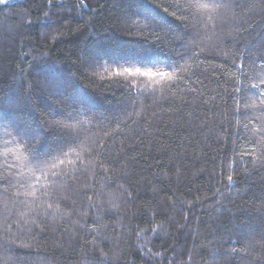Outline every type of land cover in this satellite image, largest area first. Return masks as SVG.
<instances>
[{
    "label": "trees",
    "instance_id": "16d2710c",
    "mask_svg": "<svg viewBox=\"0 0 264 264\" xmlns=\"http://www.w3.org/2000/svg\"><path fill=\"white\" fill-rule=\"evenodd\" d=\"M194 2L0 4V264H264V0Z\"/></svg>",
    "mask_w": 264,
    "mask_h": 264
},
{
    "label": "snow or ice",
    "instance_id": "6c2138e0",
    "mask_svg": "<svg viewBox=\"0 0 264 264\" xmlns=\"http://www.w3.org/2000/svg\"><path fill=\"white\" fill-rule=\"evenodd\" d=\"M6 0H0V4H5ZM190 8H193L197 11L201 10H210L215 11L218 5L214 2V0H195L194 3L189 4ZM125 72H129L128 69L124 70ZM133 75L139 74L142 76H166L168 78H172L171 73H151V72H141L139 68L135 70ZM261 84H264V77H261L259 83L252 84V88L260 89ZM264 95V93H261ZM260 104L264 105V100H260ZM14 123V122H13ZM3 127L2 118H0V128ZM11 127V125H10ZM5 135L9 138L5 140L3 148V157H4V167L8 171L9 174L12 176H16L17 173L13 170L18 166L21 168H29L32 171L30 177H28L27 182L21 183V187L25 188L23 193H18V195L30 196L34 195L33 189H35L36 185L40 183L41 180H48L49 173L52 176L59 175L58 172L54 171L56 168L60 166H64L65 164H75V161L72 160L70 157L72 155L71 150L65 152L64 149H60L58 154L48 153L44 157H41L39 153H33L32 149L30 148L29 143L27 142V137L32 135L33 138L35 137L36 133H34L31 129L27 131L22 130V128H17L15 131V135L11 132H6ZM12 146L15 147V153L10 148V143ZM18 154V155H17ZM14 156L15 160L13 163L9 164L7 162L8 156ZM40 173V175H36V173ZM231 180V177H229ZM20 183V181H18ZM43 187V185H41Z\"/></svg>",
    "mask_w": 264,
    "mask_h": 264
},
{
    "label": "rangeland",
    "instance_id": "374dc122",
    "mask_svg": "<svg viewBox=\"0 0 264 264\" xmlns=\"http://www.w3.org/2000/svg\"><path fill=\"white\" fill-rule=\"evenodd\" d=\"M7 1V0H6Z\"/></svg>",
    "mask_w": 264,
    "mask_h": 264
}]
</instances>
